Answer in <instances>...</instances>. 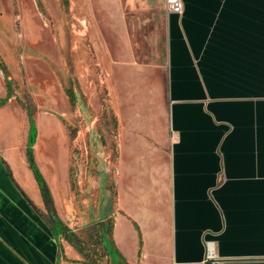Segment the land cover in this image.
<instances>
[{"label":"crops","instance_id":"0c3cea01","mask_svg":"<svg viewBox=\"0 0 264 264\" xmlns=\"http://www.w3.org/2000/svg\"><path fill=\"white\" fill-rule=\"evenodd\" d=\"M182 2L181 15L166 14L161 64L136 62L122 0H102L114 45L106 70L114 250L127 264H205L212 243L218 259L209 264H264V0ZM3 77L0 67V101L8 98L0 110L17 103L24 116L13 111L8 133L0 117V264H75L51 229L52 217L75 233L92 225L67 215L75 208L74 143L63 186L48 183V209L27 161L40 112L31 114ZM39 148L36 133L40 169Z\"/></svg>","mask_w":264,"mask_h":264},{"label":"rangeland","instance_id":"374dc122","mask_svg":"<svg viewBox=\"0 0 264 264\" xmlns=\"http://www.w3.org/2000/svg\"><path fill=\"white\" fill-rule=\"evenodd\" d=\"M130 1L122 0V3L136 62L157 61L163 64L167 14L164 0H137L149 5L132 9L128 6ZM92 4L88 0H0V57L7 67L3 69V78L8 85L12 83L13 96L31 114L40 112L38 120L34 119L36 125L30 124L29 139L30 144L34 135L36 138V133L40 138V169L32 148L40 178L47 186L52 179L63 186L73 142L71 130L78 131V138L81 136L82 143L87 145L83 151L85 160H90L91 169L96 168L100 183L96 205L92 200H86V210L93 218L90 223L108 215L106 203L110 196V179L116 185V173L113 171L116 161L113 139L115 114L111 109L106 75L108 63L110 64V47L113 45L109 41V37H112L111 30L106 26L110 13L103 10L102 0H94ZM95 35L105 47L103 57L100 53L101 45L95 41ZM2 82L5 84V81ZM69 90L76 95L74 105L68 97ZM9 105V109L0 110V117L4 119L1 131L5 133L9 132L6 122L13 111L17 110L19 116H24L17 103ZM41 112L52 113L54 116L43 115ZM90 124L92 133L102 139L100 143L95 139L96 150L91 158L87 156L88 149L89 152L91 150L89 142L85 141ZM108 141L112 143L109 152L106 149ZM102 145L105 151L101 149ZM27 161L29 163L28 152ZM48 164L51 166L48 167ZM45 167L50 170L49 177L45 173ZM109 167L112 173H109ZM74 171L77 186H81L85 169L80 166ZM112 204L114 212L113 197ZM91 228L87 227L76 233L86 242L87 251L95 253L101 259L98 264H111L104 248L90 239ZM62 246L66 259L75 264L83 263L82 255L64 238ZM113 258L117 260V256Z\"/></svg>","mask_w":264,"mask_h":264},{"label":"trees","instance_id":"16d2710c","mask_svg":"<svg viewBox=\"0 0 264 264\" xmlns=\"http://www.w3.org/2000/svg\"><path fill=\"white\" fill-rule=\"evenodd\" d=\"M0 67H1V71L3 73H5L3 70V69H5L4 68L5 66L3 63L0 65ZM8 87H9V85H8ZM9 91H11L10 87H9ZM67 94L70 98L71 104L73 105L74 99L71 95V92L68 91ZM7 101H8V98L0 101V107L2 105H4L5 102H7ZM71 132H72V138H73L74 137V131L71 130ZM34 134H35V132L32 133V135H34ZM34 141H35V135H34L33 141L30 143L29 149H28L29 165H30V168L32 169V171L36 177V180L40 186L41 194H42V197L46 203V207L48 209H51V205L53 204V198H52L51 192H50L48 186L46 185V183L44 182V180L42 178H40V172H39L38 168L36 167V164H35L34 159H33L32 148L34 145ZM74 155H75V151L72 148V158H74ZM73 180L77 186L76 177H74ZM111 180L112 179H110V181ZM110 181H109V188H110V192L112 194L113 200L115 201V197H116L115 185L110 187L112 185V183ZM51 214L53 215L52 212H51ZM52 218H53L51 220L52 231L56 235L63 237L65 240H67L70 244H72L78 250V252L82 255V257L84 259L83 264H98L99 261H101V259L99 257H97V255L95 253H90L87 251L88 249L86 247V242L83 240V238L80 235H78L77 233H74L72 230H70L59 219L54 218V217H52ZM89 224H92L89 226V227H92L90 230V234H89L90 239H92L93 242L95 240L96 244L102 246L104 248V252H106L107 256L110 257V253H109L107 245H109L112 249L115 248L114 247L115 244L113 243V240H112L113 239V222H112L111 216L104 221H101L98 223L91 222Z\"/></svg>","mask_w":264,"mask_h":264},{"label":"flooded vegetation","instance_id":"af4514ba","mask_svg":"<svg viewBox=\"0 0 264 264\" xmlns=\"http://www.w3.org/2000/svg\"><path fill=\"white\" fill-rule=\"evenodd\" d=\"M10 86L12 87V83L10 84ZM11 87H10V90L13 89V87L12 88ZM70 92H71V95L74 99L73 101L75 104L76 103V95L72 90ZM87 130H88V134L85 135V141L87 140V142H89V146H90L91 150L89 152V149H88L87 156L90 157L93 154V152H95V150H96L95 139L99 143L101 142L102 139L98 136L96 137L92 133L91 124L88 126ZM80 138H81V136H80ZM80 138H78V131L74 130V137H73V143H74L73 149L75 151V155H74V166H75V168H74V170L76 169V167H80V166L84 167V169H85V178L82 181V185L76 186V184L74 182L73 191H72V195H71L72 201L75 205V209H76V212H77L78 218H79L78 221L76 222L77 225L89 224L90 223L89 221L91 219H93V218H91L90 214L86 210V205H87L86 200L87 199L92 200L93 203L95 202L94 204L96 205V203H97L96 202L97 201V192L99 191V184H100V183H98V178L96 175L97 174L96 168L94 167L91 169L90 160L89 159H87V161L85 160L83 151L85 150V148H86L85 146H87V145L85 144V146H84V144L82 143ZM78 140H79V142H78ZM76 159L78 160L79 164L76 163ZM111 183H112V185L110 187L114 186V180L113 179L111 180ZM95 198H96V200L94 201Z\"/></svg>","mask_w":264,"mask_h":264},{"label":"water","instance_id":"95a60500","mask_svg":"<svg viewBox=\"0 0 264 264\" xmlns=\"http://www.w3.org/2000/svg\"><path fill=\"white\" fill-rule=\"evenodd\" d=\"M164 4H165V0H164ZM102 149L105 151V148L103 147V145H102ZM108 171H109V173H112V170L110 169V167L108 168ZM77 176H79V173H77ZM79 179H80V177L78 178V180ZM109 190H110V188H109ZM109 195L110 196H109L108 203H106V209L108 210V212H107L108 215L105 218L97 220L94 223H98V222L104 221V220L108 219L112 215V213H113V204H112V194H111L110 191H109ZM66 210H67V215L69 217H72L71 220H73V221L74 220H78L77 212H76L74 206H72V205L67 206ZM107 247H108V250H109V253H110L111 260L113 261V264H126L125 261H123L121 258H118V256L116 255V252H115L114 249H112L109 245H107ZM113 256H117V260L114 259Z\"/></svg>","mask_w":264,"mask_h":264},{"label":"built area","instance_id":"2783aa9c","mask_svg":"<svg viewBox=\"0 0 264 264\" xmlns=\"http://www.w3.org/2000/svg\"><path fill=\"white\" fill-rule=\"evenodd\" d=\"M166 10L169 14L181 15L184 5L182 0H165ZM217 254L212 243H208L205 264L214 263L217 261Z\"/></svg>","mask_w":264,"mask_h":264}]
</instances>
